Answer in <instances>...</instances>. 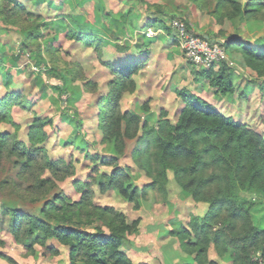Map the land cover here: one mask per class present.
<instances>
[{"label":"trees","instance_id":"trees-1","mask_svg":"<svg viewBox=\"0 0 264 264\" xmlns=\"http://www.w3.org/2000/svg\"><path fill=\"white\" fill-rule=\"evenodd\" d=\"M123 1L131 6L133 2L147 4L161 13L142 27L158 25L171 31L166 25L167 17L171 14V20L174 14L164 6L150 4L147 0ZM195 1L200 10L209 13L221 25L230 20L238 25L246 22L248 26L256 23L264 27V0ZM131 11L132 8L121 14L120 22L113 26L121 34L126 17L131 22L132 33L142 28ZM67 17L64 19L66 35L75 42H89L88 45L94 44L99 50L107 39L105 42L119 52L131 49L118 42L123 35L106 36L104 25H100L102 28L88 26L74 16ZM0 19L8 26L17 27L24 36L25 46L36 45L38 63H43L49 74H58L65 81L81 78V69L62 67L66 61L59 55L60 48L51 44L48 37H43L50 24L42 15L30 12L23 0H0ZM223 34L225 38L216 42L228 52L240 53L246 65L264 78V50L246 42L244 33ZM3 61H6L5 56L0 57V63ZM48 62L52 64L50 69L46 65ZM142 62H106L113 78L108 82V91L99 98L98 118L103 128V145H108L112 152L110 160L103 158L102 162L112 165L114 170L110 174H99L96 170L91 182L99 181L102 192L116 189L138 209L150 193L157 201L167 202L172 172L181 190L196 203L206 204L207 210L203 215L190 214L186 223L172 224L166 230L172 240L162 247L165 262L172 263L176 256L180 264H220L210 257L214 249L220 258L227 257L229 264H264V224L259 225L255 217V210L264 205L263 134L185 90L180 91L183 105L174 119L165 108L160 109L156 122L143 118L136 111L122 110L121 100L126 91L135 90L134 77L141 70ZM60 68L65 73L58 72ZM200 68L201 76L216 93H235L230 66L224 64L218 71L214 66ZM92 86L85 84L89 90H93ZM56 88L61 93L69 91L65 90V84ZM26 99V94L20 90L0 97V123L16 127L13 132L0 129V158H8L19 168L16 178L6 177L0 181V192L14 195L27 204H40L37 212L17 207L16 203L5 205V212L11 215V233L17 241L28 239L31 252L35 244L46 247L49 240H56L68 248V264H135L122 248L128 235L139 232L141 219L129 222L123 212L97 204L90 182L75 181V189L81 192L77 200L59 188V181L74 175L76 167L72 162L51 157L44 147L50 138L45 129L46 124L51 123L49 117L36 115L28 125L27 139L20 138V126L13 119L11 106L27 107ZM140 109L151 113L150 100L144 101ZM133 141L129 157L136 168L151 179L143 188L131 181V167L119 164ZM98 175H102L103 180H98ZM3 243L0 239V245ZM52 251L57 253L56 249Z\"/></svg>","mask_w":264,"mask_h":264},{"label":"rangeland","instance_id":"rangeland-1","mask_svg":"<svg viewBox=\"0 0 264 264\" xmlns=\"http://www.w3.org/2000/svg\"><path fill=\"white\" fill-rule=\"evenodd\" d=\"M162 1H167L165 10H170L174 14L171 20L169 19L171 14L167 17L168 24L175 19H180L186 23L189 30L215 44L216 41L208 35L197 31L201 27L200 23L206 20V15L213 17L200 10L195 0H179L178 3L173 0L174 6L172 0ZM241 1L248 2V0ZM23 2L30 12L42 15V18L50 24L48 29H45L43 37H48L51 44L60 48L59 55L66 61L62 67L74 66L77 71L82 70V75L77 80L65 81L58 74H49L44 64L38 63L34 51L36 45L25 46L24 36L19 33L17 27L8 26L0 19V57L6 58V61L0 63V97L12 90H20L26 94L27 98V107L18 104L11 106L13 119L20 126L18 131L20 138L27 139L28 125L36 115L49 117L51 123H47L45 129L50 133V138L44 147L51 157L62 158L72 162L76 167L74 175L59 181V188L77 200L81 192L75 189V181L90 182L95 192L94 201L97 204L111 206L123 212L129 222L136 218L141 219L139 232L128 235L122 248L133 262L135 264H169L165 262L162 249L164 244L172 240V236L168 235L166 230H169L172 224L186 223L190 214H205L207 206L196 203L191 196L184 193L174 182L172 172H170L172 180L167 202L157 201L150 193L148 200L142 201L138 209L116 189L102 192L99 181L91 182V175L95 174L96 170L99 174H110L114 170L112 165L102 162L103 158L110 160L112 152L108 145H103V128L100 127V118H98L99 98L108 91V82L113 78L106 62L118 64L128 58L126 53L118 52L117 48L105 42L107 39L99 50L94 48V44L88 45L89 42L85 44L75 42L66 35L67 23L64 20L68 19L67 15H69L74 16L84 25L99 28H102L100 25H104L106 36L123 35L124 37L122 36L118 42L123 46H130L133 52L138 51V46L142 45L141 33L148 31V36L158 35L163 33V28L155 25L153 29H145L143 32L135 29L132 33L129 17L125 18L122 34L113 26L120 22L121 14L130 11L131 8L135 20L140 15L134 12L139 10L141 15L143 13L147 15L151 14L150 12L155 8L138 2H133L134 6H131L123 0H23ZM175 5L180 7L176 8ZM149 20L146 17L142 18L143 26ZM197 22H199L198 26L194 28L193 25ZM244 27L247 30H244ZM221 28L230 34L244 33L250 41L259 42L264 38V27L256 23L248 26L246 22L238 25L236 22L226 20ZM150 46L152 53L147 57L149 63L141 74L134 77L135 90L125 92L121 100L122 110L136 111L143 118L156 122L160 109L165 108L174 119L178 111L177 107L182 101L180 91L182 87H186L190 89V93H200L203 98L213 102L223 114L248 124L264 136V78L258 77L255 71L246 65L240 53L226 50L228 61L215 62L212 65L214 67L220 64L230 66L233 70L231 77L235 83L234 94L214 96L212 89L208 87L200 89L195 84L193 67L200 68V66L191 64L190 61L181 57H178L176 61L173 56L162 53L164 48L160 44ZM121 54H124L123 57L118 58ZM178 54L183 56L181 50ZM184 56L186 58L185 52ZM46 65L49 69L52 68L49 62ZM203 67L208 68V66ZM58 72L62 74L65 70L60 68ZM86 83H89V86L93 85V90L85 88ZM61 84H65V90L69 89L67 93H61L56 88ZM221 99L225 101L220 103ZM147 100H150L151 113H145L140 109L141 104ZM0 129L4 132H13L16 127L2 122ZM133 144L134 141L129 143L127 155L119 160V164L123 167L130 166L131 181L143 188L151 182V179L144 172L139 171L129 157ZM18 169L8 158H0V181L6 177L16 178ZM97 178L103 180L102 175H98ZM14 203L17 207L31 212H37L40 206V204L24 203L14 195L9 193L2 195L0 192V239L4 241L0 245V264H68V248L56 240H49L46 247L35 244L31 252L28 239L24 238L23 241L15 239L10 229L11 215L5 212V205L11 206ZM255 217L259 225L264 224V205L255 210ZM52 248L56 249L57 253H54ZM171 251V254L175 255L173 250ZM210 257L220 264L230 263L227 257L220 258L214 249H211ZM170 264H180L179 258L175 256Z\"/></svg>","mask_w":264,"mask_h":264},{"label":"crops","instance_id":"crops-1","mask_svg":"<svg viewBox=\"0 0 264 264\" xmlns=\"http://www.w3.org/2000/svg\"><path fill=\"white\" fill-rule=\"evenodd\" d=\"M148 1H149L150 4H157V5H161V6H165V3H167V1L163 2L162 0H148ZM155 1H157V2H155ZM175 1H176V3H178L179 0H175ZM172 2H173V0H172ZM177 5H175L176 8L180 7V6H177ZM173 6H174V2H173ZM179 10H182V8H179ZM153 11H155V12H153ZM134 13L140 15L137 18V22H138V25L140 27L143 26L142 18L146 17L147 19H150V21H148V22H153L152 20L155 17L161 16V13H158L156 11V8H155V10H152L150 12L151 14H147V15H144L145 13H143L141 15L139 13V10L134 12ZM198 23L199 22H197V24L194 23V25H193L194 28L196 26H198ZM166 25H167V27H171V24H166ZM200 25H201V27L199 28V30H197V29L196 30L198 32L203 33L204 35H208L209 38H211L212 40H214V41H222L225 38V36L223 34L225 31L221 30L222 29L221 26H223L224 24L221 25V24L217 23L216 20H213V18H211L210 16L206 15V20L202 21L200 23ZM160 27L163 28V30H164L163 33H160L158 35L155 34L153 36H148L147 35L148 31L147 32L146 31L143 32V30H145V29H148V30L151 29V28L153 29L154 28L153 25H147L145 28L142 27L141 29H138L137 31H139V30L141 31L142 30V32H143L142 35L145 34V36L142 39L143 42L140 40L142 45L138 46V51H133L132 52V50L130 49V50L126 51V52H121V53H126L127 54L126 58H128L126 61H123L122 63H137V62L143 60V62H142L143 66H142L141 70L138 73V74H141L144 71L145 66L149 63V59H147V57L149 56V54L152 53V51H150V48H149V47H151L150 45H152V44H154V45H157V44L162 45V47L164 48L162 53H166V55L173 56L174 59H176V61H177L178 57L179 58L181 57V59L184 58L186 60L187 57L185 58V56H184V51L181 48L177 31L174 28L171 27L172 29L169 32L165 27L159 26V28ZM202 30H203V32H202ZM229 33L230 32H228V34ZM246 42H248L252 46L258 47L260 50H264V41H263V39H260V41L257 42V40L250 41V39H248L246 37ZM143 47L145 49H143ZM180 50L182 51L184 57L183 56H179L178 53L180 52ZM123 55L124 54H121V56H118V58H122ZM189 63H191V62H189ZM188 65H190V64H188ZM222 66L223 65L220 64V65H217L216 67H214L215 71H218ZM196 68L197 67H193V73H194V81H195V84L197 85V87L200 88V89H204V88L208 87V88L213 90L214 96H216V95L217 96H223L224 94L216 93V89L213 88L210 85L209 81L201 76V74H200L201 73V71H200L201 68H197V69ZM203 68H205V67H203ZM138 74H136V75H138ZM233 83H234V81H233ZM234 85H235V83H234ZM184 90L190 93V89L188 90V89H186V87H182V91H184ZM194 95H197V96L201 97L202 99L206 100L205 98H203V96L200 95V93L199 94H194ZM224 101H225L224 99H221L220 103H222ZM210 103L213 104V102H210ZM180 104L181 105L177 107L178 110L183 105L182 101L180 102ZM213 105H215V104H213Z\"/></svg>","mask_w":264,"mask_h":264},{"label":"built area","instance_id":"built-area-1","mask_svg":"<svg viewBox=\"0 0 264 264\" xmlns=\"http://www.w3.org/2000/svg\"><path fill=\"white\" fill-rule=\"evenodd\" d=\"M171 26L177 30L180 45L187 59L192 64L200 67H210L215 62L228 61L227 51L220 43L215 42L213 44L207 39L202 38V36L195 34L180 19L173 20Z\"/></svg>","mask_w":264,"mask_h":264},{"label":"water","instance_id":"water-1","mask_svg":"<svg viewBox=\"0 0 264 264\" xmlns=\"http://www.w3.org/2000/svg\"><path fill=\"white\" fill-rule=\"evenodd\" d=\"M207 37V36H206ZM208 38V37H207Z\"/></svg>","mask_w":264,"mask_h":264}]
</instances>
